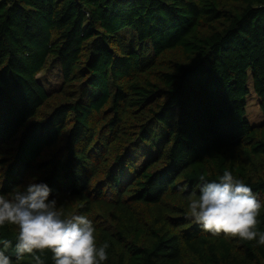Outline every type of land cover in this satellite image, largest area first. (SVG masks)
I'll use <instances>...</instances> for the list:
<instances>
[{"label":"trees","instance_id":"obj_1","mask_svg":"<svg viewBox=\"0 0 264 264\" xmlns=\"http://www.w3.org/2000/svg\"><path fill=\"white\" fill-rule=\"evenodd\" d=\"M56 65L48 92L39 76ZM250 78L264 116V0H0V195L47 184L108 243L102 264H264L258 238L213 236L188 209L200 176L227 170L261 202L264 233ZM16 236L0 228V249L35 264Z\"/></svg>","mask_w":264,"mask_h":264},{"label":"clouds","instance_id":"obj_2","mask_svg":"<svg viewBox=\"0 0 264 264\" xmlns=\"http://www.w3.org/2000/svg\"><path fill=\"white\" fill-rule=\"evenodd\" d=\"M3 165H0V181ZM202 182L199 193L189 195V216L204 232L237 237L244 241L257 240L264 245V233L257 231L261 202L252 189L234 179L225 170L219 182ZM52 190L45 183H29L22 190H13L10 197L0 195V228L15 226V252L19 260L29 254L35 264H44L41 256L51 252L54 264H102L108 259L105 242L97 245L93 222L84 215L64 216L57 210V200L49 199ZM0 249V264H13L6 255L12 246L4 240ZM39 253L40 255H37Z\"/></svg>","mask_w":264,"mask_h":264},{"label":"rangeland","instance_id":"obj_3","mask_svg":"<svg viewBox=\"0 0 264 264\" xmlns=\"http://www.w3.org/2000/svg\"><path fill=\"white\" fill-rule=\"evenodd\" d=\"M39 80L48 92L58 91L61 86V71L59 70V67L56 65L53 69L43 73L39 76ZM248 86L251 91L250 96L246 99L248 102V119L251 125L258 126L264 122V116L259 109L257 96L253 93V83L251 78Z\"/></svg>","mask_w":264,"mask_h":264},{"label":"water","instance_id":"obj_4","mask_svg":"<svg viewBox=\"0 0 264 264\" xmlns=\"http://www.w3.org/2000/svg\"><path fill=\"white\" fill-rule=\"evenodd\" d=\"M76 1H79V0H76Z\"/></svg>","mask_w":264,"mask_h":264}]
</instances>
